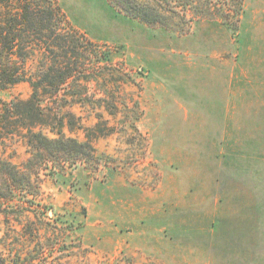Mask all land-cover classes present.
Returning a JSON list of instances; mask_svg holds the SVG:
<instances>
[{"label": "rangeland", "instance_id": "1", "mask_svg": "<svg viewBox=\"0 0 264 264\" xmlns=\"http://www.w3.org/2000/svg\"><path fill=\"white\" fill-rule=\"evenodd\" d=\"M137 1L151 22L122 0H59L108 52L66 87L67 135L94 152L43 171L40 206L0 216L4 250L34 264H264V0H244L238 22L231 0ZM1 157L29 153L16 142Z\"/></svg>", "mask_w": 264, "mask_h": 264}, {"label": "trees", "instance_id": "2", "mask_svg": "<svg viewBox=\"0 0 264 264\" xmlns=\"http://www.w3.org/2000/svg\"><path fill=\"white\" fill-rule=\"evenodd\" d=\"M122 1L137 17L151 22L146 6L137 0ZM203 1L198 0L200 5ZM217 3L219 11L223 2ZM230 3L238 22L244 0ZM105 52L70 24L59 0H0V91L25 82L32 88L27 99L0 98V149L7 150L17 142L29 153L20 165L0 158V216L8 219L13 213L18 217V212L40 206L43 171H48L46 176L56 174L68 164L92 157V144L67 135L78 118L69 110L70 90L66 87L94 75L97 61L108 54ZM37 58L42 68L29 70V61ZM72 96L77 99L78 93ZM27 226L34 228V222L28 220ZM12 242L13 250L18 244ZM6 244L5 236H0V264H34L32 257L16 254L17 249L7 254Z\"/></svg>", "mask_w": 264, "mask_h": 264}]
</instances>
